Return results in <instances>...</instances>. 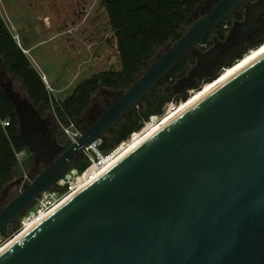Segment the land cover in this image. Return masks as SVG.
Here are the masks:
<instances>
[{
	"label": "water",
	"instance_id": "1",
	"mask_svg": "<svg viewBox=\"0 0 264 264\" xmlns=\"http://www.w3.org/2000/svg\"><path fill=\"white\" fill-rule=\"evenodd\" d=\"M247 4L218 0L157 55L0 211V234L183 58L211 59L200 42ZM11 99L19 116L25 104ZM32 121H19L20 132ZM0 264H264V56L21 235L0 252Z\"/></svg>",
	"mask_w": 264,
	"mask_h": 264
},
{
	"label": "trees",
	"instance_id": "2",
	"mask_svg": "<svg viewBox=\"0 0 264 264\" xmlns=\"http://www.w3.org/2000/svg\"><path fill=\"white\" fill-rule=\"evenodd\" d=\"M204 1L100 0L113 32L121 69L92 75L89 79L80 82L62 102L54 100L48 93L42 77L32 66L0 16V201L7 193V186L13 184L17 178L18 161L15 154L29 151L21 135L19 117L11 99L15 95L6 85L4 87L3 77L7 76L8 79L20 82L27 98L23 103L27 107L31 105L36 111L39 124L47 127L53 116L57 122L68 124L72 121L81 128L86 123V111L93 95L101 88L126 90L161 50L183 36L195 22L197 10ZM223 25L224 22L206 36L200 45L205 44L206 48L209 47L211 34L220 41L224 40ZM262 45H264V37L259 42L245 47L214 73L198 79L195 86L189 89L199 91L202 85L215 82L220 76L221 69L233 67L234 63L243 59L245 54ZM206 48L200 47L202 51ZM195 61L196 58L192 55L183 58L137 107L129 111L102 137V150H111L127 139L132 132L139 130L143 121H147L150 116L162 115L168 103L186 102L189 99V90L180 91L175 84L178 79L188 76ZM4 121H7L9 126L4 127L2 125ZM69 145L64 143L63 150ZM86 166L87 162L81 159L75 164L80 170L85 169ZM19 226L14 223L2 231L1 235L7 240L14 235Z\"/></svg>",
	"mask_w": 264,
	"mask_h": 264
},
{
	"label": "rangeland",
	"instance_id": "3",
	"mask_svg": "<svg viewBox=\"0 0 264 264\" xmlns=\"http://www.w3.org/2000/svg\"><path fill=\"white\" fill-rule=\"evenodd\" d=\"M205 5L206 1L201 3L195 20L204 14ZM0 16L15 36L19 37L14 32L16 27L22 28L26 36L33 43L38 44L30 53V57L35 60L33 65L40 67V74L46 76L48 86L53 89L52 97L58 102H62L80 82L89 79L92 75L104 71H119L121 69L113 32L100 0H0ZM209 42L212 45L217 43L214 39V34L209 37ZM164 50L165 48L158 55ZM255 50H251V52ZM239 51L240 47H232V50L222 60L223 63L219 65L217 70L228 59L230 60L238 55ZM251 52L245 54L243 59ZM238 62L236 61L234 65ZM227 69L229 68H226L225 71L221 69L220 76L217 79ZM205 75L207 74L201 76L199 80ZM2 81L4 87L6 85L11 93L18 98V101H27L20 82L8 79L7 76L3 77ZM196 82L189 83L188 74L187 77L178 79L175 85L178 86L180 91L189 90L190 99L209 85H202L199 91L190 90L189 88H192L193 85L195 86ZM120 93V90L111 89L98 91L92 97L88 114L94 107H98V114H100L116 99L112 95ZM52 118L57 127L56 131L59 139L56 138V143L59 145L57 154L59 155L63 151V144L68 143V140L65 135H62L64 133L57 120L53 116ZM25 124L27 123L24 121L23 125ZM26 130H29L28 126H24L22 129L23 135H26ZM33 164L34 156L29 150L28 153L26 152L22 167L20 166L17 169L15 182L6 188L7 193L0 201V211L23 189L21 180L24 175H27L29 179L34 177L36 174L34 165L36 167V164ZM43 167L44 164H41L40 169ZM35 207L36 204L28 212L34 211ZM23 217L16 221L15 224L20 225ZM4 238L5 236L1 235L0 242L9 240ZM10 240L7 243H10Z\"/></svg>",
	"mask_w": 264,
	"mask_h": 264
},
{
	"label": "flooded vegetation",
	"instance_id": "4",
	"mask_svg": "<svg viewBox=\"0 0 264 264\" xmlns=\"http://www.w3.org/2000/svg\"><path fill=\"white\" fill-rule=\"evenodd\" d=\"M205 1L206 5L204 14L207 12V10H209V8L216 4L218 0ZM247 3V5L239 6L235 12L224 21V25L222 26V30L225 33L224 40L220 41L214 35V39L217 41L215 45L211 44L207 48L205 44L199 46V48H206L203 51L204 53L213 52V57L211 59L209 57L202 60L196 58L195 64L191 67L188 73L189 83L196 82L204 74L210 75L214 73L219 65L223 63L222 60L226 58L230 50H232V47H240L241 51L245 47L259 42L264 37V0H247ZM103 89L104 88H101L99 91H102ZM112 96L116 97L117 95ZM31 107V105H29V107L25 105L20 106V113L18 117L20 122H23V119L26 115L33 119L32 125L30 123V131H28L26 135H22L25 136L27 141L31 143L32 149L35 150V152H38L37 158L34 159V164H36V167L33 164L35 172H38L40 170L41 164H44L45 166L47 161H51L57 156L59 151L56 143L58 133L56 131V124L53 120L49 121V127L48 125L46 127V125L39 124L37 122V113L31 116L29 112V108ZM88 110L86 111V124L92 123L96 119V116L100 115L98 114V107H94V109L91 110L89 114ZM27 112L28 114H26ZM42 137L46 138L48 145L46 146V144H42L43 146L41 148L38 145Z\"/></svg>",
	"mask_w": 264,
	"mask_h": 264
},
{
	"label": "built area",
	"instance_id": "5",
	"mask_svg": "<svg viewBox=\"0 0 264 264\" xmlns=\"http://www.w3.org/2000/svg\"><path fill=\"white\" fill-rule=\"evenodd\" d=\"M14 39L17 41V43L19 42V38L17 36H14ZM43 81L48 93L53 96V89L48 86L46 79H43ZM181 104L182 103H176L173 101L168 103L165 106L164 113L162 115L150 116L147 121H143L142 127L139 130L132 132L127 139L120 142L111 150H102V138L97 139L88 146L84 147L80 159L87 162L86 168L80 170L79 168L75 167V165H73L54 183V185L49 190L41 193L35 203V210L27 212V214L23 217L19 228L14 233V235L9 238V240L24 232L29 224L34 222H38L39 224L42 222L56 210L57 205L65 201L70 196L74 195L76 191L84 189L100 178L99 173L101 170H103L112 156L118 152L125 151L132 143L141 140L148 133L146 128L152 125L160 124L172 112H175L179 106H181ZM58 123L70 145L76 143L81 137L82 130L81 128L77 127L74 122L70 121L68 124H65L58 121ZM2 125L7 127L9 126V123L4 121ZM15 156L18 161V167H22L24 157L26 156V151L16 153ZM29 181V177L24 175V178L21 180L22 187ZM8 241L0 242V249Z\"/></svg>",
	"mask_w": 264,
	"mask_h": 264
},
{
	"label": "bare ground",
	"instance_id": "6",
	"mask_svg": "<svg viewBox=\"0 0 264 264\" xmlns=\"http://www.w3.org/2000/svg\"><path fill=\"white\" fill-rule=\"evenodd\" d=\"M264 56V45H262L260 48H258L255 51H252L249 55H247L243 60L239 61L237 64H235L233 67L226 70V72L215 82L207 85V87L196 94L195 96L191 97L187 100V102H183L181 106L175 111L172 112L168 117H166L160 124L158 125H152L146 128V131L148 132L141 140L132 143L125 151L118 152L114 156L111 157L109 162L105 165L103 170L99 173L100 177H102L106 172H108L114 165H116L118 162H120L124 157H126L129 153H131L136 147L144 143L147 139H149L152 135H154L156 132H158L161 128L166 126L168 123L173 121L176 117L180 116L181 114L188 111L191 107L196 105L199 101L204 99L206 96L214 92L217 88L225 84L227 81H229L234 75L242 71L243 69L247 68L249 65L253 64L255 61L260 59ZM82 190V189H81ZM81 190H78L75 192L74 195H76ZM74 195L67 198L65 201L57 205L56 210L64 205L69 199H71ZM36 225H38V222H34L32 224H29L24 232H22L20 235L14 237L10 240V243H5L1 249L0 252L4 251L6 248H8L10 245H12L21 235L28 232L29 230L33 229ZM7 246V247H6Z\"/></svg>",
	"mask_w": 264,
	"mask_h": 264
},
{
	"label": "crops",
	"instance_id": "7",
	"mask_svg": "<svg viewBox=\"0 0 264 264\" xmlns=\"http://www.w3.org/2000/svg\"><path fill=\"white\" fill-rule=\"evenodd\" d=\"M10 30V29H9ZM11 34L13 35V37L15 36L14 33H12V31L10 30ZM19 37V42H18V45L19 47L22 49V51L27 55V57L29 58L31 64L33 65L34 63V58H31L30 57V53L33 51L34 47H36V45L38 44H35L33 43V41L28 38L26 36V33L25 31L21 28L19 29L18 27H16L15 31H14ZM29 45V46H28ZM35 59H37L35 57ZM33 67L37 70V72L40 74V67L38 68L36 65H33ZM40 76L42 77V79H46L47 81V78L44 74H40Z\"/></svg>",
	"mask_w": 264,
	"mask_h": 264
}]
</instances>
